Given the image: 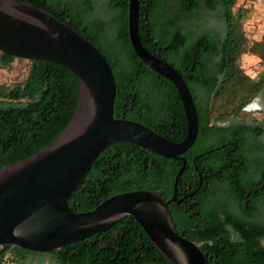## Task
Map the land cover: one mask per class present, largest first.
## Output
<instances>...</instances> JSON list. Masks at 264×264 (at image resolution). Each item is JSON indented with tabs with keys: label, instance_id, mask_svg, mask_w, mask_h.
<instances>
[{
	"label": "trees",
	"instance_id": "trees-1",
	"mask_svg": "<svg viewBox=\"0 0 264 264\" xmlns=\"http://www.w3.org/2000/svg\"><path fill=\"white\" fill-rule=\"evenodd\" d=\"M22 1L50 11L102 52L115 78V117L124 115L136 120L172 141L183 139L187 125L177 89L168 79L144 65L131 47L127 29L128 0H104L100 5L97 0ZM138 1L139 38L151 53L154 54L149 42L156 38L159 44H164L171 37H200L203 47L201 66L195 71L186 72L173 59L154 54L182 74L194 98L199 121L196 141L182 153L186 164L177 183L176 199H185L168 204L175 229L199 245L208 264H264V247L260 242L264 225L232 215L226 202H209L211 192L206 190L205 182L200 184L198 178L193 179V173L198 175L199 172L213 185L214 179L209 174L216 165L211 156L202 162L203 169L194 156L208 149L216 137L230 138L233 132L236 137H242L235 155L238 161H253L245 152L255 145L246 140L247 131L254 132L253 127L238 122L231 127L220 124L230 115H239L243 106L264 88V69L252 75L240 64L244 54L264 62V34L259 40H251L243 27L255 0ZM202 10L219 12L221 29L192 31L181 25V20L196 18ZM85 28L93 30L96 37L85 33L82 30ZM211 55L215 56V68L207 69ZM15 59L22 60L0 53V68H10ZM27 61L29 68L23 79L0 84V169L52 142L76 108L79 82L69 69L48 61ZM196 86L204 88L205 102L199 98ZM255 158L262 160L257 155ZM226 159L225 153L219 159L224 183L230 181ZM181 165V161L134 143H112L97 156L69 205L75 211H87L112 194L138 188L157 191L167 200L173 195L174 178ZM221 190L230 191L227 185L221 186ZM232 228L236 229L235 233ZM37 256L48 262H34L32 258ZM0 264L171 263L155 248L134 218L126 216L105 231L54 251L35 252L15 245L6 246L0 252Z\"/></svg>",
	"mask_w": 264,
	"mask_h": 264
},
{
	"label": "water",
	"instance_id": "water-1",
	"mask_svg": "<svg viewBox=\"0 0 264 264\" xmlns=\"http://www.w3.org/2000/svg\"><path fill=\"white\" fill-rule=\"evenodd\" d=\"M138 17L139 1L128 0L127 29L133 52L179 93L187 125L180 141L124 115L114 116L112 69L102 52L80 32L29 2L0 0V53L62 65L79 82L74 113L55 139L0 169V252L10 245L35 252L54 251L130 216L171 264H208L199 245L176 231L168 208L171 201L185 199H176V187L186 164L182 153L199 133L197 108L182 74L141 43ZM117 142L134 143L181 161L172 197L165 200L157 191L138 188L112 194L90 210H73L69 201L95 159L106 146Z\"/></svg>",
	"mask_w": 264,
	"mask_h": 264
},
{
	"label": "flooded vegetation",
	"instance_id": "flooded-vegetation-1",
	"mask_svg": "<svg viewBox=\"0 0 264 264\" xmlns=\"http://www.w3.org/2000/svg\"><path fill=\"white\" fill-rule=\"evenodd\" d=\"M97 1L98 5H100L104 0ZM200 15L196 18L181 20V25L192 31L204 29V24L199 21ZM82 30L91 37H96L93 30L91 31L88 28ZM213 38L217 40L218 37ZM149 46L154 54L173 59L179 63L181 69L186 72L188 69H191V71L200 69L201 56L203 53L200 37H171L169 42L164 44H159L156 38L149 42ZM214 59L215 56L211 55V60L208 62L207 69L215 68L213 64ZM188 64H190V67ZM196 91L199 94V98L202 99V102H205L206 97L204 88L196 86ZM255 98H257V96ZM237 122L240 125H250L253 127L254 132L247 131L246 140L249 144H255L253 146L254 148L245 150L247 157L253 158V161H238V157L235 155L240 149L238 142L242 137H236L234 132L230 135V138L216 137L208 149L200 151L194 156V159L198 162L201 169H203L202 162L206 160L205 158L208 155L211 156L213 163L216 165L214 172L209 174V177L214 179L213 185L208 183V178L203 179L199 172L197 173L198 175L193 173V179L198 178L200 184L205 182L206 190L211 192L209 197L210 201L208 200L209 202L212 201L218 204L226 202L232 215L246 217L250 222H257L264 225V99L261 100L259 97L257 100H252L243 106L239 115H230L227 120L221 122L220 125L231 127ZM223 153L226 155V166L230 174V181H228V183H224V180L221 178L222 167L219 163V159ZM256 155L257 157L260 156L262 160L258 161L255 158ZM225 185L229 186L230 189L227 193L221 190V186ZM218 207L221 208L222 205H218ZM231 231L235 233L236 229L232 228ZM260 242L264 247V235L261 236Z\"/></svg>",
	"mask_w": 264,
	"mask_h": 264
},
{
	"label": "rangeland",
	"instance_id": "rangeland-1",
	"mask_svg": "<svg viewBox=\"0 0 264 264\" xmlns=\"http://www.w3.org/2000/svg\"><path fill=\"white\" fill-rule=\"evenodd\" d=\"M243 0H239L241 2ZM252 8L248 10L246 17L244 18V30L248 39L259 40L264 34V0H255L252 2ZM249 7V3L247 4ZM174 15L177 17V8H174ZM201 17L199 21L204 24V29H221L222 18L219 12H207L201 11ZM240 64L246 69L247 72H251L255 75L264 69V62H259V58L252 56L251 54H244L240 58ZM29 63L27 60L15 59L10 68H0V84L4 82H15L23 79L28 71ZM264 99V88L262 93L257 96V99ZM253 99V100H254ZM34 262L47 263L48 260L43 257H33Z\"/></svg>",
	"mask_w": 264,
	"mask_h": 264
}]
</instances>
